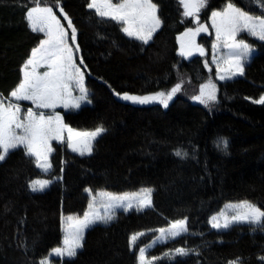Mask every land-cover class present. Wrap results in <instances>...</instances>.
Returning a JSON list of instances; mask_svg holds the SVG:
<instances>
[{"label":"trees","instance_id":"trees-1","mask_svg":"<svg viewBox=\"0 0 264 264\" xmlns=\"http://www.w3.org/2000/svg\"><path fill=\"white\" fill-rule=\"evenodd\" d=\"M40 2L55 5L56 0ZM88 2L62 0L61 4L78 29L81 50L76 58L78 65L80 58L84 60L79 66L92 100L63 117L79 131L98 126L106 131L94 143L91 156L55 146L50 174L36 169L22 150L0 164V264H36L41 257L48 258L50 250L62 243L61 214L82 216L87 210L86 188L121 194L142 187L154 189L153 206L118 211L110 223L89 228L83 249L69 264H136L139 247L149 245L156 229L184 217L187 234L147 251L149 258H159L155 264H223L238 256L245 264H261L264 231L252 232L241 225L217 232L207 221L229 202L248 199L264 204V105L252 103L264 95V42L248 37L257 53L246 64L245 75L221 83L213 68L204 67L208 52L190 60L178 55L176 37L196 25L181 15L177 0H154L163 26L149 45L128 39L114 22L94 16ZM208 2L202 23L225 0ZM236 2L259 12L249 0ZM30 6L32 0H0V93L4 95L16 85L22 64L42 38L27 27L25 12ZM53 10L67 25L59 9ZM208 80L217 86V100L205 107L191 96L199 94V85ZM178 82L183 88L168 108L156 102L134 104L114 94L150 95L170 90ZM218 137L228 139L227 154L215 147ZM176 149L187 151L189 157H176ZM55 177L62 179L42 193L27 186L31 180ZM138 232L152 233L130 250L128 241ZM177 247L196 249L201 255L174 259L164 255Z\"/></svg>","mask_w":264,"mask_h":264},{"label":"snow or ice","instance_id":"snow-or-ice-1","mask_svg":"<svg viewBox=\"0 0 264 264\" xmlns=\"http://www.w3.org/2000/svg\"><path fill=\"white\" fill-rule=\"evenodd\" d=\"M177 3L183 9L181 15L191 18V22L196 25L194 28L187 27L176 37L178 55L185 59L194 53L206 57L208 53L204 46L197 43V37L202 32L212 34L208 25L200 20L201 11L209 7L208 0H177ZM61 4L62 0H56L55 5H42L40 0H32V6L27 7L25 12L27 27L33 33L42 34V38L22 64L16 85L7 95L0 93V164L6 163L17 150H22L29 163L41 172L50 174L53 169L51 157L56 151L53 142L66 144L68 149L80 156H91L94 142L106 131L103 126L92 131L76 130L66 124L64 117L56 111L58 108L80 109L82 104L92 103L85 86L84 72L79 66L84 64V60L80 58L78 65L76 58V53L81 50L77 43L78 29ZM249 5H255L259 12L254 13L238 6L236 0H225L218 10H211V29L215 34L211 43L212 63L216 65L219 80L245 75V66L255 51L248 37L264 42V0H249ZM54 7L59 9V16L67 21V25L61 23ZM87 8L94 10L93 15L102 21L114 22L124 36L139 41L141 45H149L163 26L160 6L154 0H90ZM180 22L184 23V20ZM204 67L209 68L207 60ZM182 88L183 82H178L170 90L150 95L114 94L134 104L156 102L168 108L169 101ZM191 99L209 107L217 100L216 84L211 80L201 83L199 94L192 95ZM25 101L30 105L26 109L21 103ZM252 103L264 105V95ZM215 147L227 154L230 147L228 139L218 137ZM174 155L182 160L189 157V153L182 149H176ZM52 183V179H35L27 186L31 192L37 193L43 192ZM153 191L150 187H142L139 191L121 194L103 190L94 193L91 188H86L89 198L87 210L82 216L61 214L62 243L61 246L53 247L50 254L60 258L57 264H69L83 249L84 233L88 228L97 223H110L117 209L127 212L133 208L137 211L151 208ZM207 223L217 232L241 225L248 226L252 232L264 231V204L258 205L248 199L229 202L212 215ZM155 231L159 232L157 240L162 243L169 239L175 240L189 232L188 218L176 219L169 222L167 228ZM143 235L138 232L130 237V250L136 249L137 240ZM155 243L153 241V245ZM190 254L197 257L201 255L196 249L186 247H177L164 255L174 259L176 256L186 257ZM135 259L136 264H155L159 258H149L146 248L139 247ZM258 259L264 264V255ZM36 264H49V258L41 257ZM223 264H245V261L238 256L225 260Z\"/></svg>","mask_w":264,"mask_h":264},{"label":"rangeland","instance_id":"rangeland-1","mask_svg":"<svg viewBox=\"0 0 264 264\" xmlns=\"http://www.w3.org/2000/svg\"><path fill=\"white\" fill-rule=\"evenodd\" d=\"M114 2H115V0H114ZM94 11V10H93ZM204 11H205V9H203L202 11H201V13H200V20H201V14H203L204 13ZM210 15H211V12L209 13V16H208V22L207 23H204V24H207L208 25V27H209V31L212 33L211 35H209V34H207V33H201L198 37H197V43L198 44H201L202 46H204L205 47V49H206V51L209 53V68H213L214 69V71H215V78H216V80L218 81V82H221V83H223V82H228V81H232V80H235V79H237V78H240L241 76H237V77H234V78H232V79H225V80H219L218 78H217V75H216V65L215 64H213L212 63V49H211V43L213 42V40H214V37H215V34H214V31L211 29V21H210ZM191 19V18H190ZM193 23V22H192ZM202 23V22H201ZM194 25H195V23H193ZM160 31V30H159ZM158 31V32H159ZM157 32V33H158ZM156 33V34H157ZM155 34V35H156ZM245 34H242V36H244ZM126 37V36H125ZM155 37V36H154ZM128 38V37H127ZM128 39H130V38H128ZM251 39H253V40H255L254 38H251ZM256 41V40H255ZM152 41H150V43H151ZM256 42H260V41H256ZM254 48H255V51H254V53H253V55H252V57L257 53V47L256 46H254ZM208 55V54H207ZM197 57V56H200L198 53H194L193 55H192V57ZM76 57H77V54H76ZM82 70V69H81ZM83 71V70H82ZM85 75V74H84ZM243 77V76H242ZM85 86H86V84H85ZM178 94V93H177ZM177 94L173 97V99L171 100V101H169V105L175 100V98L177 97ZM77 95H78V93H77ZM88 95H90V93H89V91H88ZM22 103V105H23V107L26 109L28 106H30L29 105V103L28 102H21ZM198 103V102H197ZM214 104V103H213ZM213 104H211L210 106H212ZM85 105H89V104H82V106H85ZM258 105H260V104H258ZM81 106V107H82ZM76 110H79V109H70V110H65V109H63V108H58L56 111L57 112H59L62 116H63V114L64 113H67V112H69V111H76ZM100 137V136H99ZM99 137H97V140L99 139ZM96 140V141H97ZM95 141V142H96ZM94 142V143H95ZM53 146H54V148H55V146H61V147H65L66 149H68L67 148V146H66V144H63V145H61V144H58V143H56V142H53ZM71 153H73L70 149H68ZM54 154V153H53ZM53 154H52V156H53ZM74 154H76V155H79L78 153H74ZM80 156V155H79ZM84 156H89V155H84ZM52 158V157H51ZM39 170V169H38ZM40 172H41V170H39ZM52 171V170H51ZM41 173H43V172H41ZM43 174H45V173H43ZM42 179H47V178H42ZM52 180H53V182L54 181H56V179H54V178H52ZM51 186V184L45 189V190H47L49 187ZM44 190V191H45ZM43 191V192H44ZM37 193H42V192H37ZM152 196H153V193H152ZM225 206V205H224ZM224 206L222 207V209L224 208ZM147 209H149V208H146V209H142V210H140V211H144V210H147ZM221 209V210H222ZM118 211H123L122 209H117L116 210V213L118 212ZM130 211H137L135 208H133V209H131V210H129V211H127V212H130ZM123 212H125V211H123ZM116 215V214H115ZM99 224H101V225H105V224H103V223H97V224H95V225H99ZM95 225H93V226H95ZM92 227V226H91ZM90 227V228H91ZM211 227V226H210ZM167 228V227H166ZM89 229V228H88ZM87 229V230H88ZM212 229V228H211ZM231 229V228H230ZM230 229H228V230H230ZM86 230V231H87ZM212 230H214V229H212ZM86 231H85V233H86ZM214 231H216V230H214ZM227 231V230H226ZM85 233H84V237H85ZM142 233H144V235L143 236H141V237H139L138 238V240H137V242L138 241H140V240H145V238H144V236L146 235V234H150V233H152V232H147V233H145V232H142ZM154 234H155V236H153L152 237V239H151V242L149 243V245H147V246H145V248H146V251H148L149 249H151L152 247H155V246H157V245H161V244H165V243H162V242H160V241H158L157 240V237L160 235L159 234V232H157V231H155V232H153ZM144 238V239H143ZM153 241H156V243H155V245H153ZM169 241H172V239H169L167 242H169ZM166 242V243H167ZM48 258H49V264H53L52 263V261H50V260H59L60 258H56V257H54V256H52L51 254L48 256ZM66 259V258H65Z\"/></svg>","mask_w":264,"mask_h":264},{"label":"water","instance_id":"water-1","mask_svg":"<svg viewBox=\"0 0 264 264\" xmlns=\"http://www.w3.org/2000/svg\"><path fill=\"white\" fill-rule=\"evenodd\" d=\"M191 58H192V56L188 57L187 59H185V58H184V59H185V60H190Z\"/></svg>","mask_w":264,"mask_h":264},{"label":"flooded vegetation","instance_id":"flooded-vegetation-1","mask_svg":"<svg viewBox=\"0 0 264 264\" xmlns=\"http://www.w3.org/2000/svg\"><path fill=\"white\" fill-rule=\"evenodd\" d=\"M194 57V56H193Z\"/></svg>","mask_w":264,"mask_h":264}]
</instances>
